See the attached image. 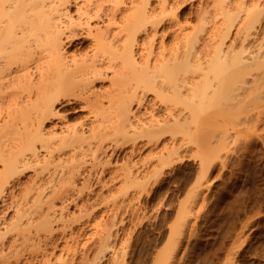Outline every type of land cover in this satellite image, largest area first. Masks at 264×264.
<instances>
[{
    "label": "bare ground",
    "instance_id": "6f19581e",
    "mask_svg": "<svg viewBox=\"0 0 264 264\" xmlns=\"http://www.w3.org/2000/svg\"><path fill=\"white\" fill-rule=\"evenodd\" d=\"M245 106L264 118V0H0V264H121L167 169L201 150L200 184Z\"/></svg>",
    "mask_w": 264,
    "mask_h": 264
},
{
    "label": "rangeland",
    "instance_id": "374dc122",
    "mask_svg": "<svg viewBox=\"0 0 264 264\" xmlns=\"http://www.w3.org/2000/svg\"><path fill=\"white\" fill-rule=\"evenodd\" d=\"M247 109L253 115L245 112L246 118L250 115L253 117L250 116L245 121L244 113L243 117L240 115L241 119L228 121L230 123L227 128L230 136L227 144L225 143L226 150L220 151L221 158H217L216 162L214 161L210 166L206 179L201 180L207 163L203 169L200 168V174L197 171L199 160L205 159L198 158L202 155L201 150L195 152L190 159L188 156L182 158V161L177 160L178 162L176 161L167 169V172L170 170L169 174L167 173V176L161 180L162 184L155 186V193L150 194L151 199L148 197L146 201L144 200L147 210L151 205L148 210L151 215L148 217L149 220L147 217L142 218L143 220L136 219L139 222L136 221L137 225H135L136 222L133 219L135 224L132 222L133 225L130 224L131 230L133 229L132 234L128 232L132 237L129 235L131 239L126 240L129 239L127 236L125 243L123 241V251L124 248L127 249H125L126 254L122 252L123 257H120L122 260L127 258V263L124 260L120 261L121 264L123 262L125 264L150 262L151 264L157 255L154 254L159 249H161L158 251L160 259L174 250L178 264H264V118L260 116L261 120L258 121V116L255 120L254 117L260 110L254 109L253 106ZM251 117L254 120H249ZM217 123H214L212 128ZM230 124H232L231 127H229ZM223 126L226 127L225 123L220 127L217 124L213 130L219 129L222 133L225 128ZM196 155L198 156L195 158ZM208 161L206 159V162ZM198 176L201 177L199 178L201 181H198L200 184L197 183L195 186ZM199 188L200 193L204 194H200V203L198 202L189 214V217H192L190 225L193 227L190 226L189 229H191H186L184 236L181 235L183 241H180V245L175 238L177 229L179 233L181 232V225L179 228L178 225L181 219L184 220L180 209L193 199L194 194L191 197L190 191L196 193ZM152 207L157 208L153 209L156 211H153ZM170 228H174L173 232ZM165 244L167 247L164 246ZM162 248L163 250L165 248V254L161 253ZM109 263L107 259H104L98 264Z\"/></svg>",
    "mask_w": 264,
    "mask_h": 264
}]
</instances>
